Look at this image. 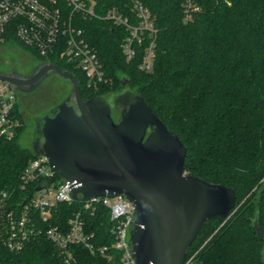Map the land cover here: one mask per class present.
<instances>
[{"label":"trees","instance_id":"1","mask_svg":"<svg viewBox=\"0 0 264 264\" xmlns=\"http://www.w3.org/2000/svg\"><path fill=\"white\" fill-rule=\"evenodd\" d=\"M135 1L149 10L156 28L151 71L139 69L150 39L135 43L134 57L126 60L122 43L128 30L107 19L80 22L109 79L96 88L59 49L44 56L15 35L6 42L18 40L33 58L71 72L83 99L118 93L127 82L186 147L184 171L233 188L234 207L226 217L203 222L185 264H264V0H189V18L188 0H96L95 10L103 15L115 8L136 24ZM10 117L14 134H0V196L7 192L17 205L41 182L22 187V170L38 154L21 143L27 124L16 97ZM60 180L57 172L48 179ZM51 212L43 221L36 211L41 231L21 249L0 247V264H67L46 228L67 227L75 213L84 220L93 250L71 244L73 264H123L122 251L112 247L115 222L102 202L86 208L83 199L73 198Z\"/></svg>","mask_w":264,"mask_h":264},{"label":"water","instance_id":"2","mask_svg":"<svg viewBox=\"0 0 264 264\" xmlns=\"http://www.w3.org/2000/svg\"><path fill=\"white\" fill-rule=\"evenodd\" d=\"M50 74L70 89L36 118L34 153L45 155L62 180L71 182L75 199L126 196L133 205L128 249L135 264H185L203 222L226 217L234 207L233 188L184 171L186 147L140 94L122 93L128 97L116 107L115 121L104 98L83 99L76 77L54 63L41 62L27 78L0 70V81L28 91Z\"/></svg>","mask_w":264,"mask_h":264},{"label":"built area","instance_id":"3","mask_svg":"<svg viewBox=\"0 0 264 264\" xmlns=\"http://www.w3.org/2000/svg\"><path fill=\"white\" fill-rule=\"evenodd\" d=\"M186 18L190 14L188 0ZM96 0H0V43L15 35L23 44L34 48L40 55H48L59 49V56L77 62L84 72L88 85L98 87L107 82L101 61L96 50L88 43L80 22L87 19H107L115 24L124 25L128 34L122 43L126 60L135 55V43H141L148 37L149 43L144 49L139 69L151 71L154 65V36L156 28L149 10L139 1L133 3V10L138 18L133 24L115 8L101 15L95 10ZM15 101V92L7 82L0 81V134L11 137L16 122L10 117ZM56 172L45 155L31 159L21 173L22 187L32 182L47 183L33 194H27L23 202L12 204L7 192L0 196V247L19 250L26 241L35 239L40 228L36 222V211L43 221H49L52 209L60 201H70L72 185L69 181H51ZM86 208L102 202L109 208L114 220L111 228L115 236L112 247L122 251L123 264H135L128 249L129 222L133 205L123 194L108 196H91L83 199ZM14 205V206H12ZM84 220L80 213H75L67 222L50 224L46 235L61 250L67 264H73L69 249L71 244H82L90 250L93 245L84 230ZM107 249L103 246L100 251ZM109 257V256H108Z\"/></svg>","mask_w":264,"mask_h":264},{"label":"rangeland","instance_id":"4","mask_svg":"<svg viewBox=\"0 0 264 264\" xmlns=\"http://www.w3.org/2000/svg\"><path fill=\"white\" fill-rule=\"evenodd\" d=\"M31 57L32 55L25 51L22 43L18 40L0 43V61L5 60L8 63L14 59L21 64L24 58L31 59ZM69 89L70 86L68 82L57 74H50L46 76L39 87L32 92L18 93L20 109L22 110V108H25V110H28L32 115H41L51 106L65 98ZM31 126V124H27L26 126V131L21 138V143L23 145L30 144Z\"/></svg>","mask_w":264,"mask_h":264},{"label":"flooded vegetation","instance_id":"5","mask_svg":"<svg viewBox=\"0 0 264 264\" xmlns=\"http://www.w3.org/2000/svg\"><path fill=\"white\" fill-rule=\"evenodd\" d=\"M24 59H23V61H21V64L16 62L14 59L8 63L5 60L4 61L2 60V61H0V70L5 71V72H9V73H11L15 76H18V77L27 78V77L32 76L34 73H36L38 71V69L40 68L41 62H43L42 60H38V59L33 58V57H31V59H26V58H24ZM44 78L41 79L34 86L33 89L28 90V91L16 88L14 85H11V88L14 90L15 97L17 98V100L19 101V99H18V93L19 92H26V93L32 92L37 87H39V85L44 80ZM21 88H28V85H23V86H21ZM128 90L131 91L129 88H127L125 86L121 89L120 92L109 95V98H108V96L104 97V99L110 104L111 114H112V117L115 121H117V119H118V113H117L116 107H121L126 102L128 95L127 94L124 95L122 93L126 92ZM61 100L57 103H60ZM53 106H51V107H53ZM49 109H47L45 113H47L49 111ZM21 112H22L23 118L25 120V123L32 125L31 126L32 127L31 132H30L31 133L30 142H31V141H33V130H34V125H35V120L38 117H42L45 113H43L41 115H32V114H30V112L28 110H25V108H22Z\"/></svg>","mask_w":264,"mask_h":264}]
</instances>
